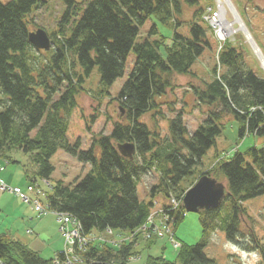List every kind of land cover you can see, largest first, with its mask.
<instances>
[{
    "label": "trees",
    "instance_id": "trees-1",
    "mask_svg": "<svg viewBox=\"0 0 264 264\" xmlns=\"http://www.w3.org/2000/svg\"><path fill=\"white\" fill-rule=\"evenodd\" d=\"M62 1L66 9L59 32L51 35L54 48L45 52L47 60L39 66L29 53L35 47L29 42L28 15L41 0L0 3V159L21 164L12 153L30 155L36 170L32 174L24 170L26 179L48 183L55 171L51 160L59 150L91 164L89 173L75 185L58 181L46 196L53 213L74 216L85 234L108 229L137 231L148 221L161 194L180 202L171 212L177 229L186 216L182 201L190 187L203 174L225 179L227 195L220 208L199 213L202 240L194 245L180 241L176 261L163 256L147 260V264H215L205 252L212 233L224 232L229 242L240 245L245 236L241 231L245 203L264 195V148L237 151L227 158L217 153L211 168L206 172L198 169L217 144L228 116L240 122L242 138L250 134L264 137V78L246 68L238 47L225 42L211 81L194 88L199 102L209 107L206 119L189 135L180 113L170 121V137L160 138L140 118L157 112V98L171 87L172 74H190L211 48L207 28L201 23L204 9L194 11L191 35L176 31L170 45L163 38H150L158 34L156 25L142 42L138 38L153 16L180 27L183 2L196 6L198 0H88L84 5V0ZM162 46L166 55L161 53ZM132 51L136 64L118 95L125 117L114 124L110 135L95 138L88 150L82 149L80 139L71 144V117L87 79L98 68L100 94L110 95L115 81L124 75ZM125 142L137 146L133 159L125 158L117 149L118 143ZM153 170L159 173V183L152 188L149 200H141L138 186ZM191 180L195 181L187 187L185 183ZM169 207L170 202L164 206L166 213ZM135 247V242L121 247L92 244L85 258L87 264H126L137 253ZM57 257L63 261L64 252ZM0 258L5 264H55V258L45 259L2 232Z\"/></svg>",
    "mask_w": 264,
    "mask_h": 264
},
{
    "label": "rangeland",
    "instance_id": "rangeland-1",
    "mask_svg": "<svg viewBox=\"0 0 264 264\" xmlns=\"http://www.w3.org/2000/svg\"><path fill=\"white\" fill-rule=\"evenodd\" d=\"M10 1L0 0V3L7 4ZM87 2L88 0H84L82 5ZM199 7L204 9L201 16L204 23H201L207 28L211 48H208L197 60L190 74H172L171 87L164 96L157 98L158 106L155 108L157 112H149L140 118L141 122L145 123L152 131L157 132L163 139L170 137V121L180 113L183 114L189 135H192L206 119L209 107L199 102L194 88L203 87L205 82L211 81L213 69L219 65L218 53L225 42H230L238 47L243 52L246 68L264 78V64L261 55L256 51V46H258L264 56V0H198L196 6H191L184 1L183 13L178 16L182 22L180 27L175 28L172 22L164 23L153 16L142 27L138 42L146 39L148 34L151 35L150 31L154 25H156L158 34L151 35L150 38H163L169 45L176 31L190 36V22L194 18V11ZM65 9L62 0H41L28 15L29 30L36 31L42 28L47 31L50 37L53 33H58ZM215 11L219 12L220 17L217 23L210 27L205 18L208 13ZM238 18L243 22L245 28ZM69 28L70 26L67 27V29ZM248 32L256 46L248 38ZM53 48L52 40L51 49ZM42 52L43 54L36 48L29 51L32 61L37 66L47 60L45 56L47 51L42 50ZM161 53L166 55L165 46H162ZM135 64L136 56L132 51L128 56L124 75L115 81L110 89V95L107 96L100 94L99 69L93 70L87 79L85 91L78 97L79 105L71 117L68 132L71 144H75L80 139L82 149L88 150L95 138L110 135L114 124L122 121L121 118L125 115H121V101L118 95ZM64 90L65 85L61 91ZM55 98L57 99L58 95ZM123 122L129 123L127 119ZM252 147L264 148V137L250 134L242 138L240 122L233 116H228L224 121L223 131L217 138V144L204 156V166L199 168L198 172H206L210 166H213L217 153L227 158L233 156L237 151L247 152ZM12 156L21 164H10L4 158L0 159V232L9 233L14 238L21 240L46 259L56 258V251L65 249V241L57 216L47 205V193L51 191V186L58 181H63L65 185H75L89 173L92 166L81 163L65 151L59 150L51 160L55 171L50 183L43 180L31 182L25 177L27 169L30 174L36 170L35 166L31 164L30 155L15 151ZM194 181L191 180L185 185L188 187ZM221 182L226 184L225 179ZM158 183L159 173L153 170L139 184V198L149 200L152 188ZM30 186L31 189H29ZM17 187L26 193L29 202H24L15 194ZM38 199H42L49 213L41 216L36 215L33 208L36 210L35 203ZM157 201L159 204L154 206L147 228L145 226L135 232L125 233L109 229L104 232L95 231L91 233L92 244L106 243L114 247H121L127 242H135L137 253L130 256L126 264H147L150 256H163L167 260L176 261L181 246L176 248L174 241L179 240L194 245L202 240L203 228L200 215L187 212L185 219L175 229L171 213L174 211L166 214L161 211L163 207L161 205L172 203V199L169 201V198L161 194L157 197ZM177 203H179L178 200ZM244 208L247 211L241 217V231L245 236L242 237L240 245L229 242L224 232L212 233L205 252L215 261V264H264L262 251L264 249V195L248 200ZM105 240L108 241L105 242Z\"/></svg>",
    "mask_w": 264,
    "mask_h": 264
},
{
    "label": "water",
    "instance_id": "water-1",
    "mask_svg": "<svg viewBox=\"0 0 264 264\" xmlns=\"http://www.w3.org/2000/svg\"><path fill=\"white\" fill-rule=\"evenodd\" d=\"M29 42L38 50L50 51L52 40L46 30L39 28L29 32ZM121 115H125L120 107ZM117 149L125 158L135 157L137 146L134 142L118 143ZM227 195V184L208 174H203L198 181L185 193L183 207L187 212L200 213L203 210L220 208Z\"/></svg>",
    "mask_w": 264,
    "mask_h": 264
},
{
    "label": "built area",
    "instance_id": "built-area-1",
    "mask_svg": "<svg viewBox=\"0 0 264 264\" xmlns=\"http://www.w3.org/2000/svg\"><path fill=\"white\" fill-rule=\"evenodd\" d=\"M220 15L219 12H215L213 15L206 17L205 19L210 22L212 26L217 23ZM224 39L223 37H221ZM31 189V186L29 187ZM15 194H17L24 202H29V198L26 196V193L21 188L15 189ZM180 205V202L177 203V200L172 199L171 206L169 211H175ZM36 211L40 215H45L49 213L47 211V206L42 202V200L36 201L35 203ZM162 213L166 214V209H161ZM57 216L58 223L60 224V231L65 240V259L62 261L58 257L55 258V264H87L85 254L90 250V245L93 243V237L91 234H85L83 232L81 223L74 216L65 214V213H55ZM152 216V215H151ZM149 217L146 224L142 227L147 228V224L151 220ZM141 227V228H142ZM140 228V229H141ZM139 230V229H138ZM108 240H105L107 242ZM175 247L179 248L181 245L178 241H174ZM0 264H5L4 261L0 258Z\"/></svg>",
    "mask_w": 264,
    "mask_h": 264
},
{
    "label": "bare ground",
    "instance_id": "bare-ground-1",
    "mask_svg": "<svg viewBox=\"0 0 264 264\" xmlns=\"http://www.w3.org/2000/svg\"><path fill=\"white\" fill-rule=\"evenodd\" d=\"M222 12H223V14H224V10L222 9ZM238 20L240 21V23H241V25L244 27V24H243V22L238 18ZM245 28V27H244ZM248 34V38H250L251 39V41L254 43V41H253V39H252V37H251V35L249 34V32L247 33ZM254 45H255V43H254ZM256 46V45H255ZM256 51H258L259 52V54L261 55V58H262V63L264 64V56L262 55V53L260 52V50H259V48H258V46H256Z\"/></svg>",
    "mask_w": 264,
    "mask_h": 264
},
{
    "label": "crops",
    "instance_id": "crops-1",
    "mask_svg": "<svg viewBox=\"0 0 264 264\" xmlns=\"http://www.w3.org/2000/svg\"><path fill=\"white\" fill-rule=\"evenodd\" d=\"M33 210H34V212L36 213L37 216H38V215L41 216V215H40V214H39L34 208H33ZM55 236H56V235H55ZM52 238H53V237H52ZM64 241H65V240H64ZM62 251H64V249H63V250H61V249L59 250V249H58V250L56 251V255H57L58 253L62 252ZM41 256H42V255H41ZM43 258H44V257H43ZM45 259H46V258H45Z\"/></svg>",
    "mask_w": 264,
    "mask_h": 264
}]
</instances>
